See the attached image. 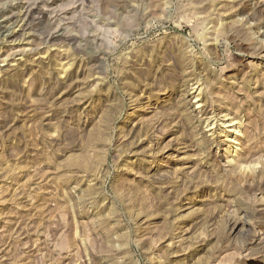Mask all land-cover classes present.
Here are the masks:
<instances>
[{
  "label": "rangeland",
  "instance_id": "rangeland-1",
  "mask_svg": "<svg viewBox=\"0 0 264 264\" xmlns=\"http://www.w3.org/2000/svg\"><path fill=\"white\" fill-rule=\"evenodd\" d=\"M0 264H264V0H0Z\"/></svg>",
  "mask_w": 264,
  "mask_h": 264
},
{
  "label": "bare ground",
  "instance_id": "bare-ground-1",
  "mask_svg": "<svg viewBox=\"0 0 264 264\" xmlns=\"http://www.w3.org/2000/svg\"><path fill=\"white\" fill-rule=\"evenodd\" d=\"M232 122H233V121H232ZM228 126L233 127V125L231 124V120L228 122ZM230 127H228V129H230ZM233 129H235V128H233ZM231 130H232V128H231L230 130H227V131H231ZM226 135H227V139H228L229 141H233V140H234L232 134L230 135L229 133H226ZM236 149H237V147H236Z\"/></svg>",
  "mask_w": 264,
  "mask_h": 264
}]
</instances>
